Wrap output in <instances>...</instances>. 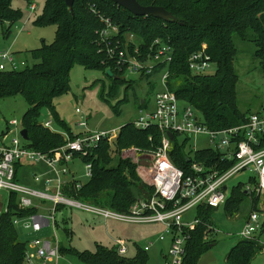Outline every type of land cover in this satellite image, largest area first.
Returning <instances> with one entry per match:
<instances>
[{"label": "trees", "instance_id": "trees-1", "mask_svg": "<svg viewBox=\"0 0 264 264\" xmlns=\"http://www.w3.org/2000/svg\"><path fill=\"white\" fill-rule=\"evenodd\" d=\"M12 0H0V24L11 25L20 13L10 6ZM30 1V0H28ZM145 7L159 6L174 17L167 23L153 17H134L128 11L109 0H74L73 11H67L64 0H45L42 14L35 25H53L55 39L50 44L32 52L36 63L11 72H0V97L22 95L31 107L21 123L26 130L28 147L43 153L62 146L66 139L61 133L52 132L37 121L40 111L47 108L52 120L61 125L70 140L76 139L63 122H59L52 106L53 100L68 90L69 73L75 65L85 69L110 70L117 73L99 41L98 32L103 28L100 18H108L118 26L117 39L125 43L132 34L139 50L144 51L154 40L172 49V61L167 67L169 80L167 88L177 98L192 106L200 114L203 123L212 130L242 125L247 115L240 113L236 102L237 75L234 61L237 56L235 40L250 43L254 47V59L260 61L264 73V0H137ZM10 33V29L6 35ZM128 48L131 50L132 44ZM204 50L211 57L214 74H193L187 60L190 55ZM164 69V68H160ZM160 72V71H156ZM118 76V77H117ZM134 81H129L131 86ZM142 102V103H141ZM140 106L147 108L145 101ZM141 107V108H142ZM260 112V111H258ZM257 113V112H255ZM251 114V113H250ZM113 143L100 142L91 157L85 162L92 163L93 176L77 192H69L77 200L98 205L116 212H125L146 187L136 174L135 164L128 159L115 157L124 148L133 147L142 152L153 153L160 145L161 135L157 129L136 130L132 124L120 129ZM185 143L179 144L176 137L172 143L170 159L175 166L186 170L187 158L183 151ZM121 153V152H120ZM194 160L210 165L219 161L213 150L194 154ZM232 166L226 164V168ZM12 196V201L14 200ZM245 189L235 186L225 203V209L235 214L241 202L247 200ZM257 201L251 197V209ZM15 207V205H13ZM210 208L196 211L199 225L191 232L182 264H198V259L211 246L207 239L211 231ZM32 209L23 213L8 211L0 215V264H23L26 246L12 221L15 214H31ZM210 226V227H209ZM260 231L259 235L264 233ZM95 253L60 248V255L72 254L85 264H148L147 252L137 248L132 258L120 256L115 247L96 245ZM263 249L258 237L253 240L241 239L228 253L227 264H251L253 258Z\"/></svg>", "mask_w": 264, "mask_h": 264}, {"label": "built area", "instance_id": "built-area-1", "mask_svg": "<svg viewBox=\"0 0 264 264\" xmlns=\"http://www.w3.org/2000/svg\"><path fill=\"white\" fill-rule=\"evenodd\" d=\"M35 9L34 5L30 6L31 11ZM100 22L103 28L98 32L99 41L117 73L136 80L149 79L157 70L161 73L159 82L163 90L155 94L152 109L141 110V116L132 123L136 130L157 129L161 135L160 145L155 151L141 155L136 161L137 176L146 185V190L125 212L77 200L66 190L77 192L85 182L91 180L92 163L84 159L96 155L93 152L100 142L112 145L118 138V131H86L78 134L74 140L61 133L66 142L59 148L43 153L28 147L27 141L20 136L23 124L13 120L7 122L5 130L0 132V215L9 210L23 213L32 209L31 214H15L13 226L29 234H38L47 228L53 233L51 237L37 236L27 243L23 264H57L61 255L55 215L62 207L122 224L162 227L164 231L158 240L169 239L164 264H182L190 234L200 223L198 214L189 221H184V217L191 211L196 213L199 208L217 210L225 205L228 180L236 173L252 171L254 184L252 188L244 187L245 193L250 198L254 196L257 203L264 197V107L260 112L249 114L242 125L209 129L197 110L188 104L180 107L176 94L167 88V67L172 61L169 45L156 39L141 52L132 34L126 36L125 43L121 42L117 39L118 26L105 17H101ZM129 43L132 44L131 50ZM187 65L195 75L208 73L212 68L211 57L200 50L190 55ZM20 66L23 67V64L18 65L11 52H0V72L18 70L22 68ZM77 113L81 114L80 110L77 109ZM51 124L49 120L44 122L43 127L56 132ZM79 125L86 127V122ZM18 131L19 136H16L15 132ZM168 133L173 135L172 139ZM177 136H183L184 141H178ZM186 136L204 138L206 144L201 151L213 150L219 155V161L212 165L208 162L197 163L194 160L195 150L194 153L185 154L186 170L175 166L170 159L172 143L176 137L179 144H186ZM77 162L84 169L85 181L80 180L81 176L75 169ZM227 163L232 166L226 168ZM29 167L41 170L32 174L35 186L21 181L25 177L21 170ZM12 196L15 197L13 201ZM257 211L256 205L239 233L242 239L253 240L263 230L264 221L260 220ZM115 247L120 256L127 253L123 242L117 241ZM150 247L151 243L143 250L147 252Z\"/></svg>", "mask_w": 264, "mask_h": 264}, {"label": "rangeland", "instance_id": "rangeland-1", "mask_svg": "<svg viewBox=\"0 0 264 264\" xmlns=\"http://www.w3.org/2000/svg\"><path fill=\"white\" fill-rule=\"evenodd\" d=\"M44 4L45 0H12L10 6L20 13V17L11 25L8 23L0 24V52H11L18 65L23 64V67L20 66L22 68L33 66L36 60H34L32 52L42 48V43L50 44L55 39L56 28L53 25L39 26L34 24L35 20L41 16ZM31 5L36 7L34 11L30 10ZM8 29H10V33L6 35ZM235 45L237 56L233 67L237 75L236 102L240 113L248 116L264 107V73L260 61L254 59V47L250 43L246 44L235 40ZM214 73V66L212 65L207 74L212 75ZM154 74L149 79H127L124 75L113 79L102 70H89L75 65L69 73L68 90L53 100L52 106L57 119L59 122H63L74 135L86 131L107 132L111 130H117L119 134L123 126L138 120L141 116V110L148 109L140 106L139 102L145 101L149 108L153 107L152 102L155 94L163 90L159 82L161 73L155 71ZM129 81H134V83L128 86L130 85ZM179 103L180 107L187 104L181 101ZM30 108L22 95L0 97V132L5 130L7 122L13 120L18 123L21 122ZM77 109L80 110L81 114L77 113ZM49 120L54 131L66 132L61 125L52 120L49 110L43 108L37 121L44 126V122ZM84 121L86 127H81L79 123ZM15 135L19 136V131L15 132ZM177 139L184 141L185 138L177 136ZM186 142L183 148L186 154L194 153L195 150L196 152L201 151L206 144L204 138L200 137L198 139L187 137ZM113 143L111 145L112 150L115 149ZM120 152L115 157L123 160L128 159L135 164L136 174V161H139L141 155L149 154V152H142L133 147L124 148ZM75 169L81 176L80 180L85 181L84 169L79 162H77ZM21 171L25 176L21 181L28 186H35L32 174L40 173L41 170L29 167ZM252 176L253 172L248 170L236 173L234 177L228 180L227 197L235 186H241L243 189L246 186L252 188L254 184L251 180ZM138 179L140 182L141 179L139 177ZM263 199L264 197L257 203V212L262 221H264ZM251 213L250 196L241 202L235 214L228 213L225 205L214 210L210 220L215 232L212 231L207 237L211 246L198 259V264H227L226 257L230 250L237 245V242L242 239L239 233ZM196 216L195 211H191L183 220L189 221ZM55 217L57 220L56 233L62 248L95 253L96 245L111 249V247L116 246L117 241H121L128 248L126 258H132L135 256L137 248L144 249V246L151 243L150 251H147L148 264L165 263L164 256L169 249V239L166 237L164 241L158 240L164 231L162 227L122 224L113 220H103L95 215L69 207L59 209ZM16 231L22 241L35 236L32 233H25L20 227H17ZM259 233L256 236L258 242L263 245V249L255 255L251 264H264V233L261 235ZM52 235L53 233L49 228L39 234L42 238ZM57 264L85 263L78 260L76 256L67 253L60 256Z\"/></svg>", "mask_w": 264, "mask_h": 264}, {"label": "water", "instance_id": "water-1", "mask_svg": "<svg viewBox=\"0 0 264 264\" xmlns=\"http://www.w3.org/2000/svg\"><path fill=\"white\" fill-rule=\"evenodd\" d=\"M113 2L118 7H121L122 9L128 11L131 13L134 17H153L156 19L161 20L162 22L167 23L168 21H173L174 17L172 14L162 7L159 6H142L140 5L137 0H109ZM67 11L71 14V16L74 14L73 11V3L74 0H64ZM106 74H108L110 77H115L114 74L110 72V70H106ZM142 103V102H141ZM170 139L173 138V135L167 134ZM20 136L22 139L28 142L27 133L26 130L23 129L20 132ZM224 190H226V187H223Z\"/></svg>", "mask_w": 264, "mask_h": 264}, {"label": "crops", "instance_id": "crops-1", "mask_svg": "<svg viewBox=\"0 0 264 264\" xmlns=\"http://www.w3.org/2000/svg\"><path fill=\"white\" fill-rule=\"evenodd\" d=\"M147 108H148V110H150L152 107H150L149 108V106H147ZM228 188V187H227ZM59 209H61V208H59ZM58 209V210H59ZM57 210V211H58ZM56 216V215H55ZM56 224H57V222H56ZM41 233V232H40ZM40 233H38V234H40ZM38 234H34L35 236L34 237H32L31 239H33V238H35V237H37V236H39ZM31 239H26L27 241H31ZM59 239V238H58ZM59 244H60V240H59ZM125 247H126V245H124ZM60 248H62V246H61V244H60ZM116 248V247H115ZM127 251H128V248H127ZM150 251V250H149ZM126 255H127V253L124 255V257H126Z\"/></svg>", "mask_w": 264, "mask_h": 264}]
</instances>
